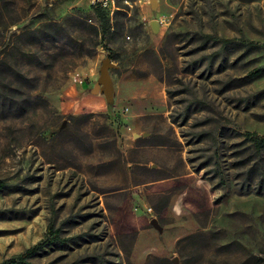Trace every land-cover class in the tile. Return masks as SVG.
I'll list each match as a JSON object with an SVG mask.
<instances>
[{"label": "rangeland", "instance_id": "374dc122", "mask_svg": "<svg viewBox=\"0 0 264 264\" xmlns=\"http://www.w3.org/2000/svg\"><path fill=\"white\" fill-rule=\"evenodd\" d=\"M97 2L0 0V263L264 264V0Z\"/></svg>", "mask_w": 264, "mask_h": 264}, {"label": "trees", "instance_id": "16d2710c", "mask_svg": "<svg viewBox=\"0 0 264 264\" xmlns=\"http://www.w3.org/2000/svg\"><path fill=\"white\" fill-rule=\"evenodd\" d=\"M117 3V7H119ZM84 22H90L94 24V29L96 34H101V36L108 35L112 26L110 22V18L106 13V10L102 8V3L97 2L94 5L90 6L89 11L84 14ZM97 26V27H96ZM99 29V31H98ZM64 32V29L57 25L56 23L49 21L44 23L37 29L26 33V35H30L36 38L37 42H58L59 36ZM264 73V69L254 70L250 73L251 78H256L261 76ZM8 91L4 88H0V107H5L6 104H10L11 100L8 99ZM84 115L82 118H86ZM249 139L251 140L253 150L255 155L260 158L264 153V137H257L254 134H249ZM4 184L0 182V190L4 188ZM59 232L54 229L52 225L48 227L47 235H48V243H58L61 240L58 236ZM44 246V245H43ZM42 244L35 246L33 248L27 249L22 254L16 255L6 261L1 262L0 264H31L30 259L37 254V252L43 247Z\"/></svg>", "mask_w": 264, "mask_h": 264}, {"label": "water", "instance_id": "95a60500", "mask_svg": "<svg viewBox=\"0 0 264 264\" xmlns=\"http://www.w3.org/2000/svg\"><path fill=\"white\" fill-rule=\"evenodd\" d=\"M151 26L155 28L157 26V23L151 22ZM111 67L110 60L105 59L102 62L101 68H100V75L97 81V84L95 86V92L98 93L101 88H103V94L106 97H110L112 94V84L110 77L108 75V69Z\"/></svg>", "mask_w": 264, "mask_h": 264}, {"label": "crops", "instance_id": "0c3cea01", "mask_svg": "<svg viewBox=\"0 0 264 264\" xmlns=\"http://www.w3.org/2000/svg\"><path fill=\"white\" fill-rule=\"evenodd\" d=\"M87 96L90 97V98H92V100H94L93 98H95L94 95H92V94L87 95ZM92 100H91V101H92Z\"/></svg>", "mask_w": 264, "mask_h": 264}, {"label": "built area", "instance_id": "2783aa9c", "mask_svg": "<svg viewBox=\"0 0 264 264\" xmlns=\"http://www.w3.org/2000/svg\"><path fill=\"white\" fill-rule=\"evenodd\" d=\"M98 2L100 1V0H97Z\"/></svg>", "mask_w": 264, "mask_h": 264}]
</instances>
